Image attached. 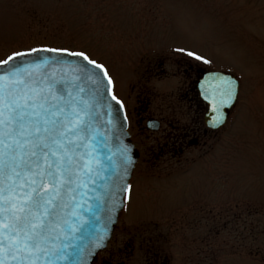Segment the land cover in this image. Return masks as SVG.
<instances>
[{
	"label": "rangeland",
	"instance_id": "1",
	"mask_svg": "<svg viewBox=\"0 0 264 264\" xmlns=\"http://www.w3.org/2000/svg\"><path fill=\"white\" fill-rule=\"evenodd\" d=\"M38 45L82 50L103 62L116 81L117 94L126 98L130 94L131 101L135 98L131 93L133 83H140L145 63L154 57L167 60L164 68L169 77L153 80L148 86L165 95L172 84H177L169 55L154 53L162 48L192 46L223 65H233L242 81L233 129L229 132L223 127L220 146L202 154L192 165L184 163V168L163 169L141 160L117 236L129 239L122 230L126 233L129 229L139 232L152 228L155 223L151 220L165 225L175 243L189 236H203L204 225L194 226V231L181 219L185 209L162 211L165 207L159 211L161 214L149 209L172 195L182 198L184 191L185 197L191 196V201L187 199L185 203L204 209L199 217L217 214L207 225L214 224L215 217L217 222L222 218V224L231 221V231L225 234L221 227L217 241L211 236L206 238L207 244L221 250L217 264H264L260 260L264 235L256 237L253 258L245 256L252 253V240L240 243L238 232H232L236 224L240 228L235 216L245 215L240 206H253L264 212V0H0V59ZM132 67L133 76L129 75ZM230 139L237 141L236 146L227 141ZM225 146L230 147L232 159L231 163L224 161L220 168L221 158H230ZM216 151L222 155L214 154ZM200 182L203 185L198 189ZM190 190L196 193L190 195ZM252 217L254 224L264 219ZM239 223L243 225V221ZM173 253L187 254L179 246L173 248ZM175 261L184 264L180 259Z\"/></svg>",
	"mask_w": 264,
	"mask_h": 264
},
{
	"label": "water",
	"instance_id": "2",
	"mask_svg": "<svg viewBox=\"0 0 264 264\" xmlns=\"http://www.w3.org/2000/svg\"><path fill=\"white\" fill-rule=\"evenodd\" d=\"M137 158L101 65L48 48L1 61L0 264H92Z\"/></svg>",
	"mask_w": 264,
	"mask_h": 264
},
{
	"label": "flooded vegetation",
	"instance_id": "3",
	"mask_svg": "<svg viewBox=\"0 0 264 264\" xmlns=\"http://www.w3.org/2000/svg\"><path fill=\"white\" fill-rule=\"evenodd\" d=\"M173 55L168 62L173 67L177 84H172L167 94L161 95L157 88L148 86L153 80L169 77L164 68L167 60H157L145 66L138 79L140 83H133L131 93L135 95L134 100L131 101L130 94L124 100L129 131L140 149L139 162L142 160L159 167L195 162L190 155L216 149L222 134V127L208 126L206 113L209 105L198 86L205 72L219 69V62L213 58L207 60L193 47H187L181 53L173 52ZM234 106L228 111L231 117L236 113ZM121 237L114 236L94 264H175V259L181 258L169 253L172 243L159 233L149 239ZM191 259V256L183 258L185 264H190Z\"/></svg>",
	"mask_w": 264,
	"mask_h": 264
},
{
	"label": "trees",
	"instance_id": "4",
	"mask_svg": "<svg viewBox=\"0 0 264 264\" xmlns=\"http://www.w3.org/2000/svg\"><path fill=\"white\" fill-rule=\"evenodd\" d=\"M260 227H261V226H260L259 223H256V224H255V229H257V231H258V229H260Z\"/></svg>",
	"mask_w": 264,
	"mask_h": 264
}]
</instances>
